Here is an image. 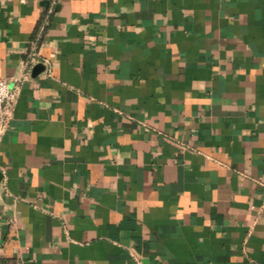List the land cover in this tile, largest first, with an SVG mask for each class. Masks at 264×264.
<instances>
[{"label": "crops", "instance_id": "crops-1", "mask_svg": "<svg viewBox=\"0 0 264 264\" xmlns=\"http://www.w3.org/2000/svg\"><path fill=\"white\" fill-rule=\"evenodd\" d=\"M27 69L0 264H264V0H0Z\"/></svg>", "mask_w": 264, "mask_h": 264}, {"label": "built area", "instance_id": "built-area-1", "mask_svg": "<svg viewBox=\"0 0 264 264\" xmlns=\"http://www.w3.org/2000/svg\"><path fill=\"white\" fill-rule=\"evenodd\" d=\"M36 52L32 49L29 58L26 61L27 68L33 63ZM29 75L28 69L20 77L13 80H7L0 77V137L7 129L15 107V102L20 89L21 82Z\"/></svg>", "mask_w": 264, "mask_h": 264}, {"label": "water", "instance_id": "water-1", "mask_svg": "<svg viewBox=\"0 0 264 264\" xmlns=\"http://www.w3.org/2000/svg\"><path fill=\"white\" fill-rule=\"evenodd\" d=\"M44 70L45 69V66L43 65V63H38L35 65V70L38 71V70ZM0 179H1V173H0Z\"/></svg>", "mask_w": 264, "mask_h": 264}]
</instances>
